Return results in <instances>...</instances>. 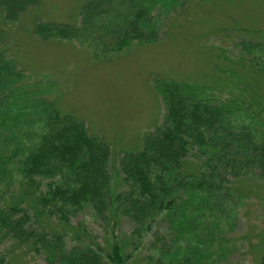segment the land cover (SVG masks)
Returning <instances> with one entry per match:
<instances>
[{
	"label": "trees",
	"instance_id": "trees-1",
	"mask_svg": "<svg viewBox=\"0 0 264 264\" xmlns=\"http://www.w3.org/2000/svg\"><path fill=\"white\" fill-rule=\"evenodd\" d=\"M161 1L86 0L78 23L39 20L32 30L42 39H81L107 55L134 41L155 40L152 11ZM179 1L170 0L169 7ZM37 2L0 0L1 25L17 21ZM3 36L0 28V47ZM249 50L264 54V42ZM256 69L264 71L263 66ZM25 76L17 58L3 46L0 238L26 245L50 263L126 264L116 244L103 256L101 249L78 235L74 238L79 242L67 247L62 234L30 227L24 202L32 203L36 216L65 217L89 207L105 218L107 212L121 211L131 221L134 236L149 231L162 215L172 231L170 246L183 237L190 243L182 253H172L167 244L160 250L164 259L160 263L207 264V237L232 215L238 202L232 179L253 173L264 181V104L245 96L220 98L205 84L156 79L163 120L142 136L141 149L120 157L122 184L116 192L108 168L110 144L90 134L82 119L60 112L42 81L30 84ZM193 148L200 163L187 168L186 157ZM44 180H48L45 191ZM10 186L14 197L7 202L3 189ZM0 264H9L2 254ZM259 264H264V248Z\"/></svg>",
	"mask_w": 264,
	"mask_h": 264
},
{
	"label": "rangeland",
	"instance_id": "rangeland-1",
	"mask_svg": "<svg viewBox=\"0 0 264 264\" xmlns=\"http://www.w3.org/2000/svg\"><path fill=\"white\" fill-rule=\"evenodd\" d=\"M85 1L38 0L13 23L1 25L0 17L4 32L0 49L6 45L17 58L26 82L42 81L51 89L48 96L60 112L82 119L90 134L110 144L108 168L116 192L122 184L120 157L141 149L142 136L163 120L156 79L205 84L220 98L245 96L264 104V71H254L264 67V54L249 50L264 42V0H180L174 8L169 7L170 0H162L152 11L156 39L134 41L107 55L81 39H42L33 33L39 20L78 23ZM199 163L193 148L186 167ZM232 180L238 202L232 215L207 237V264H259L264 248V181L253 173ZM47 183L43 181V191ZM10 188L3 189L7 202L14 197ZM24 204L30 227L62 234L67 247L79 242L74 238L78 235L101 249L103 256L116 244L126 264H161L160 250L167 244L172 253H182L190 243L183 237L170 246L172 231L162 215L149 231L134 236L131 221L121 211L102 218L88 207L65 219L58 214L36 216L32 203ZM0 254L9 264H56L12 239L0 238Z\"/></svg>",
	"mask_w": 264,
	"mask_h": 264
}]
</instances>
